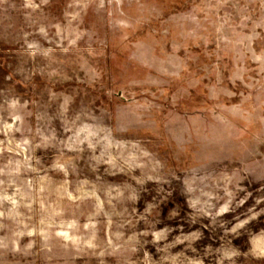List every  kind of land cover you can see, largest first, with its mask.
<instances>
[{"label": "rangeland", "instance_id": "rangeland-1", "mask_svg": "<svg viewBox=\"0 0 264 264\" xmlns=\"http://www.w3.org/2000/svg\"><path fill=\"white\" fill-rule=\"evenodd\" d=\"M0 264H264V0H0Z\"/></svg>", "mask_w": 264, "mask_h": 264}]
</instances>
